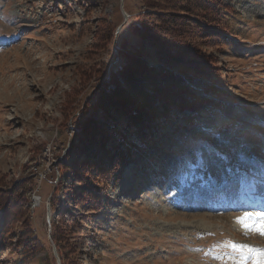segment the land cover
I'll list each match as a JSON object with an SVG mask.
<instances>
[{"label": "rangeland", "instance_id": "1", "mask_svg": "<svg viewBox=\"0 0 264 264\" xmlns=\"http://www.w3.org/2000/svg\"><path fill=\"white\" fill-rule=\"evenodd\" d=\"M221 1L236 15L225 17L218 43L191 41L212 57L230 98L192 124L174 118L150 158L111 173L107 163L102 174L99 155L96 168L85 166L77 122L121 65L126 38L137 45L128 25L140 0H0V192L15 182L27 187L14 237L0 236V264H61L51 236L64 223V252L74 253L66 264H235L226 242L264 249V236L236 222L259 209L224 206L264 187V0ZM103 118L98 112L96 123L110 149L125 124ZM80 177L97 187L101 212L79 200ZM222 190L229 203L219 205L214 193ZM23 220L42 246L33 257L16 240Z\"/></svg>", "mask_w": 264, "mask_h": 264}, {"label": "trees", "instance_id": "2", "mask_svg": "<svg viewBox=\"0 0 264 264\" xmlns=\"http://www.w3.org/2000/svg\"><path fill=\"white\" fill-rule=\"evenodd\" d=\"M140 3L136 21L128 25L129 32L138 39L137 45L129 44L126 38L127 44L123 43L119 51L123 59L121 65L111 67L95 103L90 110L82 111L77 122L81 124L78 144L80 154L85 156V166L89 170L96 168L92 160L99 155L102 174L107 163L111 173L127 162L150 158L157 134L173 127L174 118L180 117L192 124L201 120V113L220 108L221 101L230 98L221 87L220 71L212 63V57L206 56L191 39L205 38L204 42L209 44V37L210 41L218 43L225 32V17L235 16L234 11L221 0H140ZM153 55L155 57L151 58ZM98 112H102L103 119L110 121L113 128L118 118L125 124V134L119 144L110 149H105L110 140L108 132L96 123ZM127 134L134 140L128 145ZM80 178L85 187L79 200L84 199L90 210L101 212L105 207L97 187L87 186L90 181L86 183ZM25 183L15 182L6 192H0L1 237H14L12 229L25 216ZM55 228L51 239L61 264L68 260L70 263L74 253L64 252V244H69L68 226L64 223ZM20 230L16 240L25 254L33 257L41 252L42 246L33 238L27 220L22 221Z\"/></svg>", "mask_w": 264, "mask_h": 264}, {"label": "snow or ice", "instance_id": "3", "mask_svg": "<svg viewBox=\"0 0 264 264\" xmlns=\"http://www.w3.org/2000/svg\"><path fill=\"white\" fill-rule=\"evenodd\" d=\"M259 198L264 199V187L260 190ZM236 222L241 225L246 233L255 232L264 236V208L252 211L245 210ZM225 247L236 254L234 257H230L235 261V264H264V249L238 245L231 241L226 242Z\"/></svg>", "mask_w": 264, "mask_h": 264}, {"label": "bare ground", "instance_id": "4", "mask_svg": "<svg viewBox=\"0 0 264 264\" xmlns=\"http://www.w3.org/2000/svg\"><path fill=\"white\" fill-rule=\"evenodd\" d=\"M3 51V50H2ZM248 164L250 165H254V163L252 164V163H250V162H248ZM247 166H246V169H242V170H245V171H247ZM255 169V171L253 172V174H255L256 173V171H258V170H260V168H258V167H256V168H254ZM253 174H251L252 175V177H253ZM254 177H257L256 175H254ZM253 177V178H254ZM220 189H222V187H219ZM218 192L219 191H216L215 193H214V196L216 195V197H217V204H219V205H223V203L225 202V203H229V201H226V199L224 200V198H223V196H225L224 195V193H223V190H222V192L220 193V194H218ZM230 204H232V203H230ZM224 206H228V205H224Z\"/></svg>", "mask_w": 264, "mask_h": 264}, {"label": "water", "instance_id": "5", "mask_svg": "<svg viewBox=\"0 0 264 264\" xmlns=\"http://www.w3.org/2000/svg\"><path fill=\"white\" fill-rule=\"evenodd\" d=\"M127 19V15L124 13V21H126ZM121 28V25L116 29V31H119V29Z\"/></svg>", "mask_w": 264, "mask_h": 264}]
</instances>
